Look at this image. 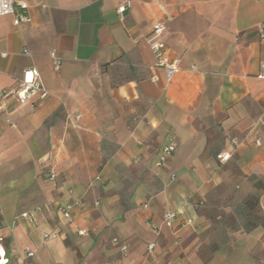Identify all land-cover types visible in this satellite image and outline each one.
<instances>
[{
    "label": "crops",
    "instance_id": "0c3cea01",
    "mask_svg": "<svg viewBox=\"0 0 264 264\" xmlns=\"http://www.w3.org/2000/svg\"><path fill=\"white\" fill-rule=\"evenodd\" d=\"M17 1L32 23L0 17V88L35 68L50 96L23 105L8 99L0 117L5 264H183L181 252L203 264L193 249L211 222L193 200L257 193L264 212L263 0ZM158 22L179 60L171 82L153 68L148 40ZM130 66L135 73L115 84ZM169 135L176 150L158 169ZM221 152L231 154L226 163L216 158ZM71 202L82 207L68 221L58 208ZM167 210L178 215L172 229ZM188 235L196 237L187 242ZM237 240L207 264H264V228Z\"/></svg>",
    "mask_w": 264,
    "mask_h": 264
},
{
    "label": "built area",
    "instance_id": "2783aa9c",
    "mask_svg": "<svg viewBox=\"0 0 264 264\" xmlns=\"http://www.w3.org/2000/svg\"><path fill=\"white\" fill-rule=\"evenodd\" d=\"M131 0H125V3L128 4ZM264 1V0H263ZM126 10V5L119 7L118 12L124 13ZM12 16L13 23L18 27H27L32 23V17L28 14V5L23 2H18L17 0H0V17ZM167 27L164 22H158L153 27L152 38L148 40L150 50L155 59V67L161 68L165 72V77L167 82H171L174 75L179 71V60L172 59L168 53V45L164 40ZM264 39V32L262 34ZM27 56H31L30 53H26ZM50 58L53 63V68L55 72H59L62 67V59L55 53H51ZM264 78V75H262ZM159 79L156 76L152 77V81L157 82ZM50 94L44 87V84L41 80L40 74L35 68H28L22 80L12 89H1L0 88V117L7 110L8 99H14L18 104H26L29 101L37 98L40 101L44 102L49 98ZM234 144H237V140H233ZM257 145H261V142L258 140ZM176 150V139L173 135L167 137L165 145L162 147L159 157L156 162V168H164L171 157L174 155ZM216 158L220 163H226L230 158L231 154L226 152L219 153ZM56 174L54 171L49 172L48 180L55 181ZM176 178L171 176V181H174ZM82 207L81 203H66L58 208L60 214L65 220L72 221V213L75 208ZM178 219V215L175 211L167 210L164 213L163 220L164 225L168 229H172ZM187 224H192V220L189 219ZM196 232V229H194ZM78 234L83 236L85 234L84 230L79 229ZM57 237V234H46L45 238ZM2 239H0L1 241ZM155 243H150L148 245V253L153 254L155 250ZM121 251L127 252V245L125 243L121 244ZM30 256L33 253L29 254ZM5 259V251L0 249V264L7 263Z\"/></svg>",
    "mask_w": 264,
    "mask_h": 264
},
{
    "label": "trees",
    "instance_id": "16d2710c",
    "mask_svg": "<svg viewBox=\"0 0 264 264\" xmlns=\"http://www.w3.org/2000/svg\"><path fill=\"white\" fill-rule=\"evenodd\" d=\"M134 68L130 66V71H132V73H135ZM119 77L120 78L114 82L115 84L118 82L119 83L124 82L129 78V76L124 77V75H119ZM131 191H132L131 185L128 182H125V187L120 192L121 193L120 204L125 209L131 207V204L128 200ZM230 200H236V202H238L234 214L235 216L240 218L242 225H244L243 226L244 232L249 233L258 227L264 228V212L260 207L259 194L257 193L248 194L246 196L243 197L238 196V198H236L235 193H233L232 198ZM192 204L194 205V208L199 212V214L205 216L208 220H210L211 227L208 230V232H210L211 235H215V233H220L223 235L221 238L224 237L223 239L220 240L209 241V243L206 240H204L205 238H202L199 241L196 248V254L203 264H207L213 259L214 254L219 250H221L222 248H224V246L228 243L229 234H231V228L228 226V222L219 221L220 218L219 215L218 216L212 215L210 214V211L206 210L208 202H206L204 199L199 198L195 201L193 200ZM216 224L217 226L220 227V230L218 229V227H216Z\"/></svg>",
    "mask_w": 264,
    "mask_h": 264
},
{
    "label": "rangeland",
    "instance_id": "374dc122",
    "mask_svg": "<svg viewBox=\"0 0 264 264\" xmlns=\"http://www.w3.org/2000/svg\"><path fill=\"white\" fill-rule=\"evenodd\" d=\"M129 70H130V67L125 68L124 70L125 72L123 70H120L122 72V74L120 75H124V77L126 76L130 77L131 73L129 72ZM218 196H219V193L216 194L214 197H212V199L208 202L206 210L210 211V214L212 215H217V216L219 215L220 217L219 221L228 222V226L231 228V234H229V241L224 246V248L225 249L237 248V241H238L237 238L239 237V235L246 233L243 230L244 225H242L240 218L235 216L234 214V212L236 211L238 202H236V200H230L232 198V194H229L222 198H218ZM238 196L239 195H236V198H238ZM216 227H218V229L220 230V227L217 226V224H216ZM258 228H262V227H258ZM222 236L223 235L220 233H215V235H211L210 232L207 231L198 237H199V241L202 238H205L204 240H206L209 243V241L223 239L224 237L221 238ZM195 237L196 235H188L184 240L189 242L191 240H194ZM196 248H197V245L193 249V254L196 253ZM189 257H190V254L186 255L183 252L179 253V258L181 259V261L183 260L182 261L183 264H194L192 261H190Z\"/></svg>",
    "mask_w": 264,
    "mask_h": 264
}]
</instances>
